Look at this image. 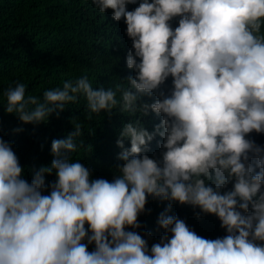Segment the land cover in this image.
Segmentation results:
<instances>
[{
    "label": "clouds",
    "instance_id": "9594fccd",
    "mask_svg": "<svg viewBox=\"0 0 264 264\" xmlns=\"http://www.w3.org/2000/svg\"><path fill=\"white\" fill-rule=\"evenodd\" d=\"M92 4L126 24L134 73L121 79L127 87L93 88L82 76L41 99L17 83L5 92L4 111L46 123L83 96L88 119L127 113L133 119L116 140L122 163L111 182L92 179L72 159L85 146L75 123L29 182L0 138V264H264V147L247 138L264 133V0H139L131 11L137 0ZM150 114L159 117L151 132L142 124ZM157 136L161 158L153 159L146 153ZM149 197L167 202L157 220L163 234L150 248L127 230L141 227ZM173 203L216 216L226 235L201 237L168 215Z\"/></svg>",
    "mask_w": 264,
    "mask_h": 264
},
{
    "label": "trees",
    "instance_id": "16d2710c",
    "mask_svg": "<svg viewBox=\"0 0 264 264\" xmlns=\"http://www.w3.org/2000/svg\"><path fill=\"white\" fill-rule=\"evenodd\" d=\"M138 3L139 0L137 4L127 5V10H134ZM177 21L175 18L171 22L173 28ZM261 31L264 32V25ZM131 47L124 20H113L111 9L100 13L92 0H0V138L11 144L27 181L31 182L40 166L51 164L52 141L66 138L73 131L72 124L79 123L85 146L72 154L73 161L79 160L88 167L92 179L104 178L111 182L116 166L122 163L117 159L121 152L116 145L119 130L133 117L127 113L114 112L109 116L101 112L88 119L86 99L80 96L75 103L66 105L59 115L51 114L46 123L24 124L14 114L4 111L6 90L23 83L26 96L42 99L45 91L62 88L65 81L82 76L88 77L93 88L107 89L117 84L127 87V81L121 79L134 75L126 66ZM170 86L171 78L166 81V88ZM117 99H120L119 93ZM143 99L151 103L156 97ZM158 123L159 117L152 114L142 118L143 126L150 132ZM247 138L264 147V133L253 132ZM159 140L157 136L150 143L146 153L150 158H161ZM125 147H130L127 140ZM55 179L54 174L45 177L46 183ZM166 207V201L149 197L145 211L138 216L141 227L127 230L137 231L150 248L163 234L157 220ZM199 212V208L173 203L168 215L184 220L205 239L226 235L216 216H198ZM93 248L94 245L88 246L89 251Z\"/></svg>",
    "mask_w": 264,
    "mask_h": 264
}]
</instances>
